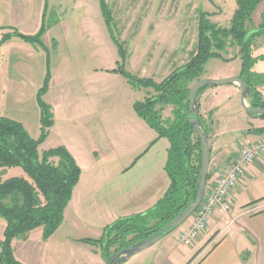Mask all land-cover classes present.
<instances>
[{
    "label": "crops",
    "instance_id": "0c3cea01",
    "mask_svg": "<svg viewBox=\"0 0 264 264\" xmlns=\"http://www.w3.org/2000/svg\"><path fill=\"white\" fill-rule=\"evenodd\" d=\"M2 28L4 26H0V30ZM23 44L14 38L0 46V54H3L8 69L3 82H0V118L22 123L29 134L38 139L41 112L37 95L44 85L48 68L44 76L43 65L38 63L43 52ZM261 55L264 51L254 54V57ZM236 60L241 62V66L234 67L233 72L220 79L240 77L242 61L240 58ZM95 71L100 75L106 72L105 69ZM253 71L264 73V61L259 62ZM114 75L124 77L118 73ZM139 77L159 78L153 74ZM205 77L211 76L206 74ZM53 79L44 100L53 108L55 125L40 148L46 147L55 136L54 147H66L81 168L82 175L65 212L62 226L69 227V230L63 231L61 226L59 232L47 241L43 239V229L34 236L33 231L26 240L13 242L15 256L22 264H106L100 249L82 240L101 239L106 227L119 219L146 213L164 197L171 185L166 172L170 142L166 138L158 139L157 132L138 116L135 109L125 120L124 128L109 131L105 105L91 107L90 92L89 105H61L66 98L54 92ZM152 92V89L142 93L137 90L135 104L143 102ZM262 94L264 96V92ZM70 99L69 96L67 100ZM198 100L199 112L211 142V179L208 182L211 184L244 146L264 138V134L259 133L264 130V119L249 116L242 105L230 104L234 100L241 104V90L237 85L211 87ZM95 116L100 125L95 124L92 149L87 137L76 135L80 131L77 126L89 127ZM73 131L77 134L72 136ZM19 170L15 168L5 172L0 175V181L23 175ZM233 200L231 213H216L212 217L207 231L193 245L199 248L198 254L188 264H264V163H255L247 168L233 193ZM193 220L187 221L184 230L192 225ZM5 228L6 224L0 220V241L4 239ZM30 246L40 252L37 260L21 252ZM48 255L52 256L48 258ZM184 259L181 253L173 251L166 264H186ZM134 262L133 259L128 264Z\"/></svg>",
    "mask_w": 264,
    "mask_h": 264
},
{
    "label": "trees",
    "instance_id": "16d2710c",
    "mask_svg": "<svg viewBox=\"0 0 264 264\" xmlns=\"http://www.w3.org/2000/svg\"><path fill=\"white\" fill-rule=\"evenodd\" d=\"M263 2L237 0V9L229 27L213 23L211 14L200 12L198 47L194 56L187 65L174 71L161 83L139 78L122 68L113 71L124 76L135 88L144 86L156 92V95L143 102H137L134 109L157 132L158 139L166 138L170 142L166 172L171 185L164 197L146 213L119 219L105 228L99 240H82L98 247L106 262L122 249L156 236L196 199L202 167V144L191 123L190 90L193 84L203 79L210 61L219 59L231 62L240 58V77L252 89L250 107L264 109V98L259 91V87H264V73L253 71L259 61H264V55H253L255 41L264 38V12L260 24L254 23V14ZM99 3L111 38L120 57L125 60L128 55L116 35L108 2L99 0ZM45 16L36 35H25L7 27L13 31L0 38V46L18 38L34 49L42 50L46 53L48 68L44 85L37 95L41 112L40 137L34 139L18 121L0 118V175L15 168L23 171L21 176L0 181V220L6 224L4 239L0 241V264H22L15 256V240H26L31 232L42 228L43 239L47 241L60 229L82 175L81 168L66 147L40 151L55 125L53 108L44 100L52 78L50 52L43 43V36L48 30ZM230 48H237L238 55L233 59H225L223 54ZM209 88L200 90L198 99ZM158 105L173 106L172 118L164 120L161 111L157 110ZM261 118L264 119V115ZM199 120L209 137L200 112ZM259 133L264 134V130ZM210 179L209 174L208 182Z\"/></svg>",
    "mask_w": 264,
    "mask_h": 264
},
{
    "label": "rangeland",
    "instance_id": "374dc122",
    "mask_svg": "<svg viewBox=\"0 0 264 264\" xmlns=\"http://www.w3.org/2000/svg\"><path fill=\"white\" fill-rule=\"evenodd\" d=\"M107 2L113 15L116 35L128 55L125 60L120 57L118 48L111 38L102 17L99 0H0V26L7 28L13 25L20 33L36 35L44 23L43 18L47 10L45 22L48 30L43 36V43L50 52L54 92L66 98L61 104L66 107L89 105L90 92L91 107L106 106L108 121L106 125L109 131L124 128L125 120L134 113L135 92L149 90L144 86L135 88L125 77L116 76L113 71L122 68L138 77L153 74L156 78L160 73L162 78L149 79L161 83L174 71L187 65L194 56L198 47L200 12L211 14L210 20L213 23L229 27L237 9V0H107ZM263 12L264 2L254 14L255 25L260 24ZM11 31L13 30L9 28L1 29L0 38ZM18 41L29 48L32 47L19 39ZM36 51L43 52L39 49ZM227 51L223 54L225 59H233L239 52L237 48H230ZM263 51L264 38L257 39L253 55ZM45 58L47 56L43 52V58L38 60V63L43 65L44 76L47 67ZM0 65V82H3L8 71L3 54H0ZM238 66H241L239 60L231 62L212 60L206 66L203 79L206 78V74L211 76L210 78L220 79L219 77L228 75ZM96 69L100 71L105 69L106 72L102 75L95 74ZM259 91L264 92V87H259ZM152 93L150 97L156 95L154 90ZM69 96L71 99L67 100ZM51 97L53 99V96ZM55 97L57 98V95ZM85 97L87 99L84 101ZM230 104L242 105L235 100ZM173 109L171 105L157 106L164 120L172 118ZM95 124L100 125V120L96 116L89 127L77 126L80 131L76 136L87 137L92 149ZM74 134L77 133L73 131L71 135ZM56 140L54 136L46 147H42V150L40 148V151L54 149ZM12 173L16 175V172ZM186 223L152 248L135 256L133 264H166L170 252L173 251L185 256L183 262L188 264L198 254L199 248L194 247L195 245L186 246L176 240ZM61 229L67 231L69 227L62 226ZM41 231L42 228L36 229L32 235H37ZM21 252L27 254L29 258L33 256V260L40 257V252L32 246ZM77 254L79 255L78 252ZM51 256L48 255V258Z\"/></svg>",
    "mask_w": 264,
    "mask_h": 264
},
{
    "label": "water",
    "instance_id": "95a60500",
    "mask_svg": "<svg viewBox=\"0 0 264 264\" xmlns=\"http://www.w3.org/2000/svg\"><path fill=\"white\" fill-rule=\"evenodd\" d=\"M237 85L241 90V104L245 112L252 117L259 118L264 115V109H255L248 105V101L252 96V89L241 77H229L222 79L205 78L196 82L190 90V116L191 123L194 127L196 135L202 144V167L198 182V190L196 199L171 223L162 229L156 236L143 241L140 244L133 245L122 249L113 255L106 264H124L138 254L152 248L164 237L170 235L173 231L182 227L189 219L193 217L203 202L206 188L208 184V176L211 162V142L208 135L203 130L199 120L198 97L200 90L207 87H222Z\"/></svg>",
    "mask_w": 264,
    "mask_h": 264
},
{
    "label": "built area",
    "instance_id": "2783aa9c",
    "mask_svg": "<svg viewBox=\"0 0 264 264\" xmlns=\"http://www.w3.org/2000/svg\"><path fill=\"white\" fill-rule=\"evenodd\" d=\"M255 163H264V138L244 146L215 181L208 184L203 202L192 217V225L178 234V242L193 246L207 231L216 213H231L234 208L233 193L241 183L247 168Z\"/></svg>",
    "mask_w": 264,
    "mask_h": 264
}]
</instances>
